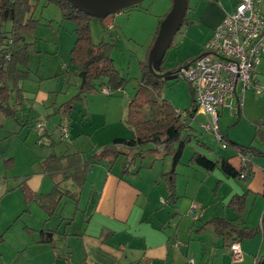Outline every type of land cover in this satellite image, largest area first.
<instances>
[{"label":"rangeland","instance_id":"obj_1","mask_svg":"<svg viewBox=\"0 0 264 264\" xmlns=\"http://www.w3.org/2000/svg\"><path fill=\"white\" fill-rule=\"evenodd\" d=\"M189 4L190 8L187 10L186 17L191 19L195 15H199L201 10L199 7L196 10L192 9L193 4L190 2ZM171 6L172 0H144L136 6L103 19L91 17L89 29L92 42L95 44L101 41L109 42L110 58L120 75L126 78V82L122 88L112 89L108 94H105L102 91L103 86L99 85L90 91L81 93L80 98H76L82 82L80 76L82 71H78V66L70 60V50L77 37L75 21L63 17L56 4L40 1L34 9V15L39 21L29 36V40L35 42L29 51L28 59V66L33 72L32 76L23 83L27 90L26 97L34 98L36 96L38 100H23L22 109L18 112L20 122L18 124L0 113V175L37 173L41 171L37 159L42 160L50 153L60 154L66 149L68 151L79 149L84 151V156L87 158L91 154V149H97L98 145L110 141L113 137H132L133 131L126 122L128 101L134 97L138 89L142 62H146L159 23L169 12ZM204 38L205 30L201 23H197V20L191 24L184 23L174 36L172 46L165 54L164 66L179 65L186 59L197 56L201 47L204 46ZM258 71H261L260 83L264 85V60L261 62V66H258ZM161 86L159 99H166L179 111L191 106L190 87L186 79L177 76L175 79L165 80ZM40 93L45 97L40 98ZM263 95L256 94L253 89H247L243 97V110L240 115L235 114L234 110L230 108L223 110L218 122L220 132L227 135L230 141L247 146L253 139L254 120H264ZM70 98H73V107L70 117L67 118L70 137L66 142L61 141L58 131L55 130L52 134V138L57 142L54 147H50L47 142L40 144L33 124L30 126V130L25 125L21 126L27 115L33 118L40 114L44 116L48 129L54 128L63 117L62 112L58 111V107ZM207 119L204 113L198 111L192 122L190 133L209 146L211 151L200 146L196 139L192 138L186 145L181 163L177 168V188L181 195H183V189L187 183L189 184V195H193L197 180H202V186L198 193L201 203L196 200L194 203L201 206L202 211L207 212H205L203 220L211 215H223V209L232 214L231 210L225 208L220 202L223 190L219 193L216 201L211 193L216 182L215 178L207 176L202 168H190L185 165L194 149H198L212 158L218 155L227 156L233 152L231 147L224 149L212 131L205 130L200 126L201 123H207ZM6 135L8 136L4 138ZM254 144L260 146L257 140L254 141ZM147 147L150 146L140 149L143 151L141 152L142 157L139 156L131 167L134 170L140 163L143 165L140 178L145 182L149 178L160 176L163 169L170 167L169 156L161 153L156 158L157 156L152 155V151L147 150ZM126 151L128 159H130L135 150L128 149ZM124 156L119 154L111 166L114 173L120 172ZM9 157L14 159L15 166L12 171L7 172L4 161ZM255 158L258 159V157ZM151 161L155 162L153 168L148 167ZM103 163L107 168H111L109 156L104 159ZM95 170H98L97 176H99L98 167ZM90 178L91 176L88 178V182ZM45 180L47 182L43 183L42 189H50L52 179L45 175ZM72 184L74 183L71 179L62 181L63 187L70 188ZM145 185L149 187L147 183ZM87 186L89 183L83 190L85 194L88 192ZM15 196H17V203L21 209L23 207L21 197L18 193H15ZM165 198L164 193L163 199ZM190 202L191 200L183 195L179 204H183L182 206L187 208L191 204ZM250 202L252 203V200ZM251 203L242 213V217L247 219L250 224L259 221L263 201L260 196H257L256 201ZM4 211H7L6 207ZM77 216L80 219L79 212H77ZM191 219V215L185 216L184 212H181L177 216L174 226L181 221L191 224ZM196 225L194 224V227ZM262 255H264V247Z\"/></svg>","mask_w":264,"mask_h":264},{"label":"crops","instance_id":"obj_2","mask_svg":"<svg viewBox=\"0 0 264 264\" xmlns=\"http://www.w3.org/2000/svg\"><path fill=\"white\" fill-rule=\"evenodd\" d=\"M189 2L193 4L192 9L196 10L199 7L201 10L199 15L187 19L190 24L197 20V23L203 25L205 44L224 15L233 11L238 0H189L188 4ZM263 6L264 2L260 4L264 14ZM202 50L203 46L199 52ZM191 60L193 58L188 62ZM258 66H261V63ZM258 66L256 71L260 83L261 71H258ZM40 94V98L45 97L42 93ZM34 100H38L36 96ZM225 108L221 109V114ZM257 120L255 119L254 122H258ZM259 128L264 137V122ZM257 134L255 126L253 139L247 145H252L255 149L248 167L250 173L246 177H228L217 168L206 171L200 166L188 164L187 160L185 164L187 167L202 168L207 176L215 178L216 182L211 193L216 201L223 190L220 202L232 212L230 214L223 209V215H211L206 220H203V216L207 212L202 211L201 206L194 203V200L201 203L198 193L202 180H197L193 195H189L188 183L184 189L182 188L183 195L191 200V206L185 209L183 204H179L183 195L177 188V168L183 155L175 168V197H170L168 193L169 177L166 172L171 167L170 157V167L163 169L160 176L149 178L145 182L140 178V172L143 169L141 163L132 170L134 162L126 171L123 160L120 172L114 173L111 166L115 162L110 164L111 168H107L103 163L108 156L111 160V156L107 155L92 165L81 186L71 178H67L64 180L71 179L74 184L70 187L71 189L63 187L61 177L54 178L55 181L61 180V187L69 190L72 196L57 197L56 208L52 215H48L40 206V194H46L51 190V188L42 189L43 183L47 182L45 180L47 174L42 171L41 167V171L31 173L26 180L34 194H31L32 197L28 201L25 200L17 186L29 173L0 175V264H190V258L193 259L194 264H254L263 253L262 233H256L250 238L239 241L243 260L236 262L232 259L229 247L233 234L228 233L227 229L222 235L219 234L214 227L213 219L227 217L234 223H241L251 228L260 225L263 205L257 223L250 224L242 217L244 209L251 203L250 200L253 203L257 196H260L264 204V153H261L264 152V144ZM6 137L7 135L4 138ZM255 140L260 146L254 144ZM103 144L98 145L97 148ZM205 148L211 151L209 146ZM93 150L95 151L96 148ZM149 151H152V155H156V158L163 153L161 149ZM124 152L127 153L126 150ZM231 154L233 155L234 152ZM229 161L236 169L241 168L240 154L237 153ZM154 164L155 162L151 161L148 167L153 168ZM4 166L7 172L12 171L15 166L14 159L8 166L4 163ZM97 167L100 170L99 176H97L98 170H95ZM51 179L53 185L54 180ZM87 182L89 186L85 194L83 190L86 189ZM15 193L21 197V203H23L21 209H19ZM164 193L165 199H163ZM234 195H244V208L239 216L229 205ZM192 204L196 205V208L192 210L194 214H197L195 219L193 213L190 212ZM5 207L7 211H4ZM77 212L80 213V219H78ZM181 212H184L185 216H192L191 224L181 221L174 226ZM194 224H197L196 227Z\"/></svg>","mask_w":264,"mask_h":264},{"label":"trees","instance_id":"obj_3","mask_svg":"<svg viewBox=\"0 0 264 264\" xmlns=\"http://www.w3.org/2000/svg\"><path fill=\"white\" fill-rule=\"evenodd\" d=\"M40 1L47 4H56L60 8L63 17L75 21L77 37L70 50V60L78 66V71H82L85 74L84 79L80 83L78 94L75 96L76 98H80L81 93L90 91L99 85L106 87L110 91L112 89L122 88L126 82V78L120 75L114 67L113 60L110 58L109 42L101 41L97 44L92 42L89 29L91 17L74 8L68 0H0V112L13 119L16 123H20L18 112L22 109L21 105L24 102L23 100L29 99L32 101L34 99L26 97L25 92L27 90L24 88L23 83L32 76L33 72L28 66V59L29 51L35 42L30 41L29 36L39 21L34 15V9ZM189 8L190 5L188 4ZM184 23H189L186 16L183 20ZM156 34L157 32L153 40ZM197 56H194L193 59ZM189 60L186 59L181 64L171 67L164 66L163 60L161 70H174L188 63ZM147 61L148 56L146 62H142L141 65L138 89L134 97L128 101L127 106L126 122L133 131L132 137H114L108 143L99 146L95 151L91 149V154L87 158L84 156V151L79 149L68 151L66 149L60 154L53 152L42 160L40 158L37 160L42 171L54 180L51 190L46 194H40L39 198L41 208L48 215L54 213L57 197L62 195L72 196L69 190L61 187V180L55 181V177L60 176L62 180L71 178L81 186L87 174L90 172L92 165L98 163L107 155L111 156L110 164H113L119 154L125 155L124 168L128 171L136 159L139 156L142 157L141 152L143 151L140 149L149 145L151 148H147V150L158 151L161 149L164 155L171 158V167L166 172V175L169 177L168 193L170 197H175V168L183 155L186 145L192 138L196 139L200 146L205 147L206 145L197 136L190 133L192 130V121L198 112L193 88L190 83L187 81L190 87L192 104L189 108L178 112L166 99L158 98L164 80L156 78L149 72ZM40 79L42 78L40 77ZM73 98L61 103L58 107V111L62 112L63 117H61V120L54 128L48 129L45 125L44 116L40 114L33 118L27 115L25 121H22L21 126L25 125L30 130V126L33 124L40 144L47 142L50 147H54L57 143L52 138L55 130L58 131L61 141L66 142L70 137L67 118L70 117ZM241 111L242 108L237 112L235 111V114L240 115ZM41 121L43 122V126L41 129H38L37 124ZM263 122L264 120H258L255 126L256 134L258 132L257 135L264 144V137L259 128ZM64 123H66L65 133L61 131ZM221 137L227 144L224 149L231 147L234 150L233 155H218L212 158L194 149L188 159V164L200 166L206 171H212L217 168L228 177L242 178L241 174H243V177H246L250 173L248 167L250 166V158L255 148L252 145L244 146L232 142L228 139L227 135L222 133ZM127 149L135 150L133 152L134 155L130 159H128V154L124 152ZM237 153L242 157L240 169L233 167L229 161ZM11 162L12 158L4 161L7 166ZM29 177L30 174H26L17 186L26 201L33 194L26 182ZM229 205L238 213V216L241 215L244 208V195L232 196ZM213 224L219 234L222 235L225 229H227L228 233L233 234L231 243L234 241L239 242L244 238H250L256 233H262L264 239V204L260 225L258 227L251 228L241 223H234L232 219L227 217H216L213 219ZM254 264H264V255L256 259Z\"/></svg>","mask_w":264,"mask_h":264},{"label":"built area","instance_id":"obj_4","mask_svg":"<svg viewBox=\"0 0 264 264\" xmlns=\"http://www.w3.org/2000/svg\"><path fill=\"white\" fill-rule=\"evenodd\" d=\"M262 2L264 0H238L233 11L226 13L215 27L202 53L177 73L190 83L198 111L208 118L207 123L200 126L212 131L223 148L227 144L222 140L218 125L221 109L227 107L237 112L242 108L247 89H253L256 94L264 93V85L259 83L256 71L264 57ZM102 91L109 93L106 87ZM66 123L61 127L63 133L66 132ZM42 126V121L37 124L38 129ZM191 208L193 213L196 205L192 204ZM192 215L197 218V214ZM229 247L232 259L242 261L240 243L234 241ZM189 263L194 264L193 259L190 258Z\"/></svg>","mask_w":264,"mask_h":264},{"label":"water","instance_id":"obj_5","mask_svg":"<svg viewBox=\"0 0 264 264\" xmlns=\"http://www.w3.org/2000/svg\"><path fill=\"white\" fill-rule=\"evenodd\" d=\"M71 5L92 18L103 19L111 14L140 4L144 0H68ZM188 10V0H172L169 12L159 23L158 31L153 44L148 52V70L156 78L169 80L177 78L181 67H186L190 62L174 70H161V64L173 38L180 30ZM84 79V72L80 74Z\"/></svg>","mask_w":264,"mask_h":264}]
</instances>
